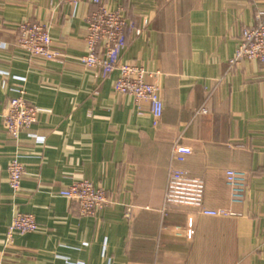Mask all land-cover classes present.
Instances as JSON below:
<instances>
[{
    "label": "crops",
    "instance_id": "obj_1",
    "mask_svg": "<svg viewBox=\"0 0 264 264\" xmlns=\"http://www.w3.org/2000/svg\"><path fill=\"white\" fill-rule=\"evenodd\" d=\"M105 1L143 29L129 33L122 61L161 72L158 125L147 104L114 91L118 71L102 78L82 64L92 0H0V264H264V64L232 62L264 0ZM25 19L46 24L65 56L31 61L14 44ZM20 90L39 117L15 141L3 115ZM176 142L193 150L178 166L205 181L206 207L236 215L163 210ZM14 156L25 168L18 193ZM228 169L248 175L242 202L231 201ZM83 179L111 197L90 216L59 195ZM17 212L33 214L39 229L8 246Z\"/></svg>",
    "mask_w": 264,
    "mask_h": 264
},
{
    "label": "built area",
    "instance_id": "obj_2",
    "mask_svg": "<svg viewBox=\"0 0 264 264\" xmlns=\"http://www.w3.org/2000/svg\"><path fill=\"white\" fill-rule=\"evenodd\" d=\"M70 5H77L83 0H63ZM95 9L86 17V53L81 56L82 64L102 78L114 71L119 75L115 79L113 89L120 95L131 96L138 106L147 104L152 112L154 123L158 125L164 114V101L159 78L161 72L149 70L134 62H123L122 52L130 40L129 33L134 36L142 34L143 29L137 27L125 15L122 8H111L105 0H92ZM4 27L0 17V29ZM14 44L24 49L31 61L35 59L55 60L65 56L64 49L54 44L49 27L41 22L25 19L15 28ZM0 47L3 43L0 41ZM243 60L259 61L264 64V7L256 12L255 22L246 27L233 63ZM202 113L207 111L203 109ZM39 109L25 98V91L11 98L3 115L8 135L18 141L21 133L30 129L38 121ZM193 150L189 145L176 142L172 147L171 164L168 171V185L164 197V209L182 206L194 209L198 214L213 217L236 215L229 208L210 209L205 205L206 184L203 179L192 177L178 165L184 163ZM25 174L23 163L14 156L9 165V184L18 193L21 190ZM248 175L237 169L226 171V183L230 189L231 201L242 202L245 198ZM59 195L77 204V211L83 216L96 214L104 206L111 203L106 189L95 186L88 179L76 181L61 191ZM132 209L129 207L126 217L131 219ZM39 224L33 214L17 212L8 226L6 244H13L16 234L34 233ZM180 235V234H179ZM195 235L193 218H189L185 236L192 239ZM78 264V263H71Z\"/></svg>",
    "mask_w": 264,
    "mask_h": 264
}]
</instances>
